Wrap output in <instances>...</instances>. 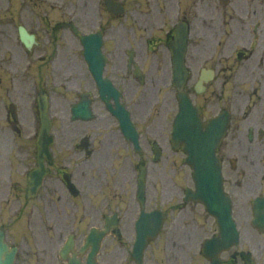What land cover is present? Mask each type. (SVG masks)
I'll use <instances>...</instances> for the list:
<instances>
[{"label": "flooded vegetation", "instance_id": "af4514ba", "mask_svg": "<svg viewBox=\"0 0 264 264\" xmlns=\"http://www.w3.org/2000/svg\"><path fill=\"white\" fill-rule=\"evenodd\" d=\"M107 1L0 0V237L9 248H15L12 264H68V251H65V256L60 251L70 228H63L62 224H41L35 204L39 199L47 203L49 193H58L56 199L59 202L67 201L66 197L69 200L82 195L83 189L87 188L77 182L69 168L76 167V162H84L93 149L86 150L83 143L80 146L81 137L87 135L84 133L56 150L53 128L52 160H44L49 169L40 187L31 194L27 193L29 172L38 164L36 133L40 124V98L48 101L52 116L50 86L61 80L56 69L48 71L42 67H56L58 50L64 53L68 37L77 41L76 50L80 48L83 59L82 46L72 26L82 32H92L101 27L103 50L108 58L104 73L120 88L117 79L127 76L109 73L106 29L104 22H99L104 17L105 24L112 28L122 20H130L129 46L123 49L121 42L117 44L115 49L121 50L122 57L119 65L115 62L113 67H125L124 72L134 79L131 67H172L170 43L176 37V28L183 27L187 31L184 56L188 68L186 90L203 120L218 117L224 125V137L216 148V154L222 165L223 187L232 200L239 228L237 206L241 202L244 224L251 231L264 234V16L250 15L247 10L249 0L235 1L244 8L241 14L226 12L215 14V17L200 16L197 9L200 0H190V3L183 0ZM214 1L210 0V4ZM232 1L229 0L228 4ZM212 9L215 13V5ZM90 17L91 27L85 28L79 21ZM197 18H208V21L196 22ZM191 53L194 54V70L188 62ZM83 62L89 75L88 64L84 59ZM111 135L110 143L120 147V135L123 134L119 128ZM88 140L92 147L94 140L90 135ZM141 144L143 148L153 149L152 140L142 138ZM79 151H83L85 157L76 155ZM62 154L65 159L74 157L75 161H59ZM3 159L6 167L2 165ZM133 177L131 187L136 185ZM55 179L62 187H55ZM69 181L76 189L72 184L70 188ZM9 189L12 197L5 201ZM182 196L175 209L185 208L199 227L214 232L215 222H208L206 214L202 215L198 208L186 207L188 202H184ZM132 202L140 208L136 200ZM193 203L200 205L205 213L202 204ZM121 206L116 210L107 208L106 213L103 207L101 226H104L107 213H116L118 228L121 229L123 212L130 209V204ZM53 211L56 212L57 208ZM165 212L166 219L160 234L171 218V213ZM45 213L49 220L48 212ZM255 214L261 217H255ZM72 234L74 246L79 249L83 243L80 238L84 236L76 232ZM119 236L110 232L103 239L98 252L99 261L109 263L113 250L105 248V240L111 238L112 242H117L120 241ZM193 240L191 242L195 245ZM79 258L85 261V253ZM248 258L258 262L253 248L249 245L244 247L242 243L241 248L231 249L222 255V264H245ZM116 264L124 263L118 261Z\"/></svg>", "mask_w": 264, "mask_h": 264}, {"label": "rangeland", "instance_id": "374dc122", "mask_svg": "<svg viewBox=\"0 0 264 264\" xmlns=\"http://www.w3.org/2000/svg\"><path fill=\"white\" fill-rule=\"evenodd\" d=\"M183 1L190 3V0ZM235 1L223 5L215 0L211 5L210 0H200L197 9L199 8L201 17L208 15L215 17V14L226 12L230 15H238L244 8ZM213 5L216 7L215 13L212 9ZM247 5L250 15L264 16V0H249ZM91 18L79 22H83L85 28L91 27ZM195 21H208V18H197ZM99 22H104L106 29L105 50L110 54L107 66L109 73L118 72L127 76L117 79L118 84L124 91L125 100L134 112L136 121L143 132V138L146 140L149 137H156L164 144L163 150L160 157L154 159L152 152H147L146 156H138L126 151L122 140H120V147L114 142L110 143L109 138L112 136L110 131L116 128L115 120L109 116L99 102L96 103V116L93 120L86 122L68 119L69 103L76 96L77 90L82 89L83 86H91V80L81 57V50L80 48L76 50L77 41H71L68 37V45L64 53L58 50L56 67H42L43 70L48 71L56 69L58 75L61 74V80L50 86L52 90L51 115L54 118L57 141L56 150L60 147L64 148L68 145V140L75 141L83 133L90 135L94 140V145L92 153L86 157L84 162H76V167L69 168L77 182L81 186H86L87 189H83L84 193L77 198L68 200L66 197L67 201L59 202L56 199L58 193H49L47 203L39 199V202L35 204L40 216L39 222L41 224H62L63 228H70L77 234H84L90 225L101 224L103 207L106 210L107 208L117 209L120 205L130 204V209L123 212L124 238L117 242H112V239L108 238L104 246L113 250L108 264H116L118 261L133 264L127 260L129 242L133 234L131 220L136 210V205L130 200L131 176L134 173L133 163L142 158L148 169L146 176L148 206L159 205L171 213V218L160 236L146 250V264H202L195 257L197 241L207 234L208 229L199 227L185 208L175 209L178 207L177 202L181 200L185 185H190L191 181L189 168L182 163L183 154L180 151H172L169 147L170 122L176 110L175 92L170 84V67H143L144 83H139L126 74L125 67H113L115 62L119 65V58L122 57L121 50L115 49L117 44L121 42L123 49L129 46L130 20L120 21L119 24L114 25L115 28H112L110 24H105V17ZM188 62L191 65L190 68L194 70L193 53L188 55ZM78 154L85 157L83 151L76 153ZM63 155L58 157L59 161L64 160L65 163L75 161L74 157L65 159ZM2 165L6 167L4 159ZM54 185L62 187L58 179L54 180ZM241 205L239 202L237 213L242 229V243L244 247L249 245L253 248L258 256V264H264V234L253 232L244 224L243 214L240 213ZM186 207L198 208L204 215L202 207L196 203H188ZM54 208H57L56 212L53 211ZM45 211L48 212L49 220H47ZM192 240L195 241V245L192 244Z\"/></svg>", "mask_w": 264, "mask_h": 264}, {"label": "water", "instance_id": "95a60500", "mask_svg": "<svg viewBox=\"0 0 264 264\" xmlns=\"http://www.w3.org/2000/svg\"><path fill=\"white\" fill-rule=\"evenodd\" d=\"M178 58V59H177ZM174 74H175V84L178 87L179 91L181 90L182 83L185 78V69L182 67V54L179 55V57H176V67H174ZM179 97H181V107L179 110V114L176 116L175 121H174V131H173V141L174 143H178L180 140L184 142V149L188 153L187 157V162L195 168L194 172V178L196 183L198 184V174H197V169H196V157L192 154L191 150L193 147H195L196 144V139L201 140L205 134L209 131L208 127L205 130L200 129L199 125V118L195 117L194 114H192L193 107L189 104L188 99L182 92L180 91ZM185 100V102H184ZM42 132L41 135L44 138H47V132L49 129V121L47 119V114H46V108L43 107L42 109ZM178 129H183L182 133H177ZM219 140V136H216L215 139L212 140L211 143H214L215 145L217 144V141ZM191 148V150H190ZM199 153V152H197ZM201 154L199 153L198 156ZM212 167H217L216 161L214 158H212ZM211 170V168H210ZM192 197H198L202 199L208 208H210L209 202L206 200L204 194H202L200 191H198L195 194H192ZM222 199L225 200L224 197ZM217 218L220 217V213L217 212L214 213ZM220 228L223 226L222 219H220ZM231 228L227 229H222V232H220V235L217 237H214L212 240L207 241L204 246H203V252L206 254L208 257L212 259L211 264H217L218 260L216 258V255L219 253V251L222 248H226V246L230 245L232 242L236 240V231ZM226 230H230L228 234H226ZM100 237L92 238L89 237L90 240H95L93 243V250L97 249V241ZM88 239V240H89ZM90 262H88L89 264Z\"/></svg>", "mask_w": 264, "mask_h": 264}]
</instances>
